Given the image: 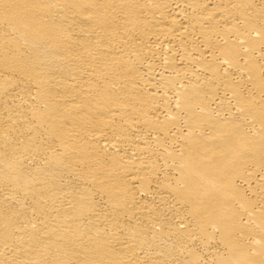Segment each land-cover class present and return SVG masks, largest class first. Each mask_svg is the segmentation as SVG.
Returning a JSON list of instances; mask_svg holds the SVG:
<instances>
[{"label":"bare ground","instance_id":"bare-ground-1","mask_svg":"<svg viewBox=\"0 0 264 264\" xmlns=\"http://www.w3.org/2000/svg\"><path fill=\"white\" fill-rule=\"evenodd\" d=\"M0 264H264V0H0Z\"/></svg>","mask_w":264,"mask_h":264}]
</instances>
